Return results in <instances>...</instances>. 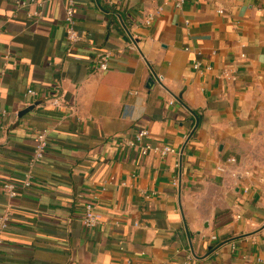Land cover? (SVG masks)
<instances>
[{"label":"crops","instance_id":"crops-1","mask_svg":"<svg viewBox=\"0 0 264 264\" xmlns=\"http://www.w3.org/2000/svg\"><path fill=\"white\" fill-rule=\"evenodd\" d=\"M17 1L29 0H0V70L11 54L0 75V215L10 213L0 264H264V0H75L74 46L65 0L46 2L39 20ZM41 129L48 146L23 189ZM143 129L173 152L121 147ZM86 202L102 218L92 229Z\"/></svg>","mask_w":264,"mask_h":264},{"label":"built area","instance_id":"built-area-1","mask_svg":"<svg viewBox=\"0 0 264 264\" xmlns=\"http://www.w3.org/2000/svg\"><path fill=\"white\" fill-rule=\"evenodd\" d=\"M49 0H29V1H17L15 6L17 8H25L27 6H34L35 9L33 11H29L27 13V17L31 20H39L41 18V9L44 4ZM173 7L175 9H179L183 6L185 0H171ZM74 7L75 0H65V12H64V24H65V33L66 40L71 45L74 46L82 41V36L75 28V18H74ZM152 20V16L149 15L145 20L146 25H150ZM199 56L200 53L197 52ZM110 58L109 52H104L97 56L98 63V71L100 73L106 72L108 69V61ZM241 59H245V55H240ZM11 59L10 52H7L3 57V65L0 70V75H4L5 72L9 69V61ZM201 67V63L198 60L193 61V68L195 70H199ZM207 70H210L209 66H206ZM231 78L228 72L224 73V79L229 80ZM27 96L33 97L37 96L35 90L30 89L27 91ZM63 103V94L61 93L59 87L54 88V95L50 100V105L55 108H60ZM170 102L169 104H171ZM5 112L0 110V116H4ZM50 130L41 129L39 130L33 138V151L31 158L28 161V167L24 174V180L22 182V188L28 189L31 186L32 178H33V170L35 166L42 162L45 156V152L48 146ZM121 147L127 149H139L140 155L145 157L149 154H156L159 157L163 158L168 154L173 152V149L168 145H156L150 140V135L148 130H140L133 134L130 138L124 139L121 141ZM225 163L229 166L236 167V160L234 158H228ZM217 171L220 173L225 172L223 166L217 167ZM245 175H248V172H244ZM230 176L233 180V183H237L240 179V172L234 168L233 171L230 172ZM1 190L4 192L6 196L10 199H13L17 196L16 186L11 183H4L1 186ZM101 216L98 214L96 206L93 202H86L83 206V213L81 218L82 225L87 229H92L98 226L101 223ZM10 223V213L8 211L3 212L0 215V258L4 244V233L8 230ZM216 237L212 236L210 240H215ZM192 258L190 256L187 257V263Z\"/></svg>","mask_w":264,"mask_h":264},{"label":"water","instance_id":"water-1","mask_svg":"<svg viewBox=\"0 0 264 264\" xmlns=\"http://www.w3.org/2000/svg\"><path fill=\"white\" fill-rule=\"evenodd\" d=\"M29 109H31V108H29ZM22 113H26V110L24 112H22Z\"/></svg>","mask_w":264,"mask_h":264}]
</instances>
